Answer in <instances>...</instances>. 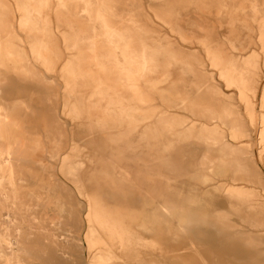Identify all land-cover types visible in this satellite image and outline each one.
I'll return each mask as SVG.
<instances>
[{"label": "rangeland", "instance_id": "obj_1", "mask_svg": "<svg viewBox=\"0 0 264 264\" xmlns=\"http://www.w3.org/2000/svg\"><path fill=\"white\" fill-rule=\"evenodd\" d=\"M0 33V264H264V0H0Z\"/></svg>", "mask_w": 264, "mask_h": 264}, {"label": "bare ground", "instance_id": "obj_2", "mask_svg": "<svg viewBox=\"0 0 264 264\" xmlns=\"http://www.w3.org/2000/svg\"><path fill=\"white\" fill-rule=\"evenodd\" d=\"M34 21V20H33ZM2 25V24H1ZM201 28V27H200ZM39 29V28H38ZM1 34V33H0ZM117 34V33H116ZM132 78V77H131ZM8 120V119H7ZM3 147V146H2ZM183 226L181 225V228H182Z\"/></svg>", "mask_w": 264, "mask_h": 264}]
</instances>
